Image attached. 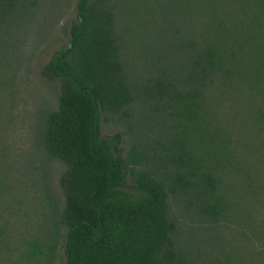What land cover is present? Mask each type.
I'll use <instances>...</instances> for the list:
<instances>
[{"label":"trees","instance_id":"16d2710c","mask_svg":"<svg viewBox=\"0 0 264 264\" xmlns=\"http://www.w3.org/2000/svg\"><path fill=\"white\" fill-rule=\"evenodd\" d=\"M73 1L0 0V264L59 243L63 264H264V0H75L61 23ZM63 40L36 146L63 204L35 230L9 208L3 105L23 50Z\"/></svg>","mask_w":264,"mask_h":264},{"label":"rangeland","instance_id":"374dc122","mask_svg":"<svg viewBox=\"0 0 264 264\" xmlns=\"http://www.w3.org/2000/svg\"><path fill=\"white\" fill-rule=\"evenodd\" d=\"M75 16V0L67 15L62 19ZM66 45V40L38 46L34 57L29 55V47L23 50V56L16 65L13 85L7 98L4 111L10 122L5 131L4 160L10 164L11 189L9 208L14 212L17 226L23 224L35 230L43 221H54L61 212L63 195L58 179L64 167L44 158L37 149L39 125L44 112L54 111L57 105L59 83L56 80L46 83L39 77L40 68L51 55ZM48 46V47H47ZM46 115V114H45ZM44 115V117H45ZM8 120V121H9ZM99 131L101 137H108L120 131L110 118L100 116ZM122 148V142L120 144ZM63 234V229L59 231ZM57 263L63 264L61 244L56 249Z\"/></svg>","mask_w":264,"mask_h":264},{"label":"water","instance_id":"95a60500","mask_svg":"<svg viewBox=\"0 0 264 264\" xmlns=\"http://www.w3.org/2000/svg\"><path fill=\"white\" fill-rule=\"evenodd\" d=\"M70 45L68 44L67 46H66V48H68ZM65 50V48H63V50L62 51H64Z\"/></svg>","mask_w":264,"mask_h":264}]
</instances>
